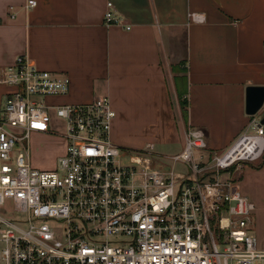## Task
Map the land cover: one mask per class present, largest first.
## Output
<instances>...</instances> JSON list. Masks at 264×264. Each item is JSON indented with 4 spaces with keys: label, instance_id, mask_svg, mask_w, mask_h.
<instances>
[{
    "label": "built area",
    "instance_id": "built-area-1",
    "mask_svg": "<svg viewBox=\"0 0 264 264\" xmlns=\"http://www.w3.org/2000/svg\"><path fill=\"white\" fill-rule=\"evenodd\" d=\"M104 24L122 25L111 3ZM0 86L12 89L0 114V264H264V243L250 227L255 206L237 177L264 154V105L223 153L189 129L171 167H158L153 148L137 154L113 142L109 97L48 104L69 93L70 79L26 55L0 68ZM34 134L63 140L53 170L31 165ZM18 147L27 154L13 158Z\"/></svg>",
    "mask_w": 264,
    "mask_h": 264
},
{
    "label": "crops",
    "instance_id": "crops-1",
    "mask_svg": "<svg viewBox=\"0 0 264 264\" xmlns=\"http://www.w3.org/2000/svg\"><path fill=\"white\" fill-rule=\"evenodd\" d=\"M29 1L0 0V68L26 55L40 70L68 76L69 93L50 105L109 97L118 146L142 132L151 140L134 151L160 143L181 152L186 132L199 129L217 152L248 130L246 90L264 87V0ZM108 3L122 25L104 24ZM11 91L0 86V114ZM237 177L264 243V157Z\"/></svg>",
    "mask_w": 264,
    "mask_h": 264
},
{
    "label": "rangeland",
    "instance_id": "rangeland-1",
    "mask_svg": "<svg viewBox=\"0 0 264 264\" xmlns=\"http://www.w3.org/2000/svg\"><path fill=\"white\" fill-rule=\"evenodd\" d=\"M250 133H254L251 131ZM113 137V136H112ZM151 140L150 135L147 133H134L130 132L127 134L126 140L123 141V145L121 146L125 150L137 153L142 151H134L137 147H143L147 145ZM29 153H30V163L31 165L39 170L47 171L53 170L56 166L57 159L65 153V147L63 140L58 136H48V135H38L34 134L31 136L29 140ZM178 146L176 144L164 145L157 143L155 146V150H151V156L155 161V164L158 167L168 166L171 167L170 158L180 154L179 150L176 151ZM179 149V148H178ZM179 151V152H178ZM225 151V150H224ZM224 151L219 150L217 151L218 154L223 153ZM23 153L27 154L26 149L23 147H18L12 152V157L16 158L18 154ZM138 154V153H137ZM175 168L180 171L187 172V166L178 163L176 164ZM231 172L233 170H230ZM202 177V176H200ZM232 178L231 174L227 171L222 172L221 180H229ZM240 182V180H239ZM12 211V205L7 203L4 206V215L5 217H9V213ZM221 250V246H219Z\"/></svg>",
    "mask_w": 264,
    "mask_h": 264
},
{
    "label": "water",
    "instance_id": "water-1",
    "mask_svg": "<svg viewBox=\"0 0 264 264\" xmlns=\"http://www.w3.org/2000/svg\"><path fill=\"white\" fill-rule=\"evenodd\" d=\"M264 105V87H248L246 90V114L255 116ZM264 125V118L261 121Z\"/></svg>",
    "mask_w": 264,
    "mask_h": 264
},
{
    "label": "trees",
    "instance_id": "trees-1",
    "mask_svg": "<svg viewBox=\"0 0 264 264\" xmlns=\"http://www.w3.org/2000/svg\"><path fill=\"white\" fill-rule=\"evenodd\" d=\"M180 80V82H184V80L183 79H179ZM181 83V84H182ZM181 86V85H180ZM179 95H180V99H181V105H182V107H183V109H184V112L186 113V107H187V102H186V100L184 99V93L183 92H179ZM263 157H264V154H263Z\"/></svg>",
    "mask_w": 264,
    "mask_h": 264
}]
</instances>
